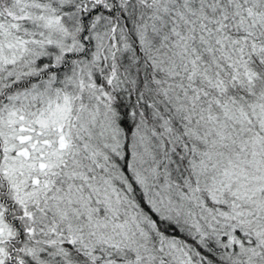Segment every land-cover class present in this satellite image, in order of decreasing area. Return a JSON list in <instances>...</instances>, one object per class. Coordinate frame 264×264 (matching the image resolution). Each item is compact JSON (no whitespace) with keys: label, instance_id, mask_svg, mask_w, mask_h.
I'll list each match as a JSON object with an SVG mask.
<instances>
[{"label":"snow or ice","instance_id":"1","mask_svg":"<svg viewBox=\"0 0 264 264\" xmlns=\"http://www.w3.org/2000/svg\"><path fill=\"white\" fill-rule=\"evenodd\" d=\"M0 264H264V0H0Z\"/></svg>","mask_w":264,"mask_h":264}]
</instances>
